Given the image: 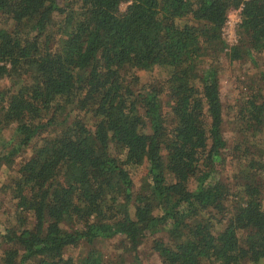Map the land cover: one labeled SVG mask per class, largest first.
I'll list each match as a JSON object with an SVG mask.
<instances>
[{"label":"trees","instance_id":"obj_1","mask_svg":"<svg viewBox=\"0 0 264 264\" xmlns=\"http://www.w3.org/2000/svg\"><path fill=\"white\" fill-rule=\"evenodd\" d=\"M263 134L264 0H0V264H264Z\"/></svg>","mask_w":264,"mask_h":264},{"label":"rangeland","instance_id":"obj_2","mask_svg":"<svg viewBox=\"0 0 264 264\" xmlns=\"http://www.w3.org/2000/svg\"><path fill=\"white\" fill-rule=\"evenodd\" d=\"M125 3L120 4V8L124 9ZM232 17L235 18L236 14L235 12H232ZM246 64L243 63L238 64L236 62L229 63L227 59H224L220 63V92H221V99L225 106L224 111L229 113V108L226 106L228 103H232L235 101V97L238 91V78L242 77L248 68H246ZM258 69V68H256ZM140 75L142 76V79L149 80L156 76H159L156 74V70H141ZM226 114L225 122H224V135L227 138L228 142L231 143L233 138L235 137V133L233 131V120L234 117L232 114ZM13 133L12 128H5L4 130V136L9 137ZM262 148L264 147V134L262 135ZM228 151V150H227ZM223 155L226 156V168L225 172H229V154H227L226 150L223 151ZM144 165V164H143ZM140 166L137 169H134L132 172V178L137 184V187L140 185V178L142 175V172H144L145 166ZM11 165L7 162L3 161L0 164V201H2L0 205V218L3 217L4 214H6L7 210L4 211L3 209L7 207V201H8V191L5 188V184L7 183L6 175H5V168H10ZM263 198H264V189H263ZM138 256L140 263L135 264H162L159 257L154 253V251L151 249V243L148 239L142 240L138 246ZM110 250V249H109ZM108 248L106 249V252L108 251L110 257H113L114 251H109ZM129 259L126 261H123L119 264H128ZM118 264V263H117Z\"/></svg>","mask_w":264,"mask_h":264},{"label":"built area","instance_id":"obj_3","mask_svg":"<svg viewBox=\"0 0 264 264\" xmlns=\"http://www.w3.org/2000/svg\"><path fill=\"white\" fill-rule=\"evenodd\" d=\"M232 12H235V18L232 17ZM240 7L231 8L228 16L222 26V34L225 36L227 42L230 44L236 42L237 36H236V25L240 21Z\"/></svg>","mask_w":264,"mask_h":264}]
</instances>
